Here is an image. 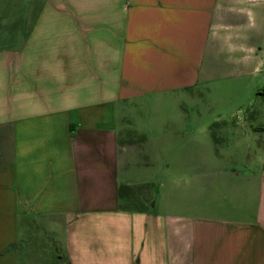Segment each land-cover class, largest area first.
Segmentation results:
<instances>
[{
  "label": "crops",
  "instance_id": "0c3cea01",
  "mask_svg": "<svg viewBox=\"0 0 264 264\" xmlns=\"http://www.w3.org/2000/svg\"><path fill=\"white\" fill-rule=\"evenodd\" d=\"M255 14L250 0H0V264H264V124L241 137L239 119L178 117L120 143L134 104L193 93L225 64L254 79L240 19Z\"/></svg>",
  "mask_w": 264,
  "mask_h": 264
},
{
  "label": "rangeland",
  "instance_id": "374dc122",
  "mask_svg": "<svg viewBox=\"0 0 264 264\" xmlns=\"http://www.w3.org/2000/svg\"><path fill=\"white\" fill-rule=\"evenodd\" d=\"M250 3L252 4V9L256 11L255 16L251 18L252 22L250 23L247 19L248 17L245 18L243 16L240 21L243 24L242 31L245 29L250 30L251 35L255 34L256 36L255 42L257 41L258 44L257 55L259 58L257 76L254 79H239L235 75L233 66L225 64L221 69V75L215 81L211 80L206 87L200 88L193 93H184L182 97L162 101V104L152 101L140 102L138 105L134 104V107L127 114L120 117L122 120V126L120 125L122 130L121 144L127 145L129 143L137 148L144 141V136L140 135L152 138L167 133L168 131H161L159 123L165 119L178 117L208 119L211 123L210 126L227 118L239 119L241 123L237 127L239 129L237 133L241 137L260 132V129L257 128L263 127L261 124H264V96L262 95L264 89V0H250ZM19 4L23 7L24 0H19ZM16 16H21L19 11ZM121 112L120 110L119 113L121 114ZM243 120L245 123L242 122ZM125 126L133 130L128 135L130 141H126ZM213 130L214 135H217V131L220 130L218 135H223V139L227 141L233 137L232 133L223 130V126L219 125V123L218 125L215 124ZM202 139L203 141L206 140V136H202ZM206 142V146L211 147L214 144L213 137L208 135ZM243 149L249 153L245 145ZM248 159L244 158L247 164H249ZM210 163L212 164V161ZM169 173L171 172H168V167L162 164L158 178L164 182L165 179L170 177ZM172 173L173 178L175 175L177 181H185L184 174L180 172ZM188 175V181H192L193 184L197 183V173L193 172ZM198 211H201V209L197 206L195 212Z\"/></svg>",
  "mask_w": 264,
  "mask_h": 264
}]
</instances>
